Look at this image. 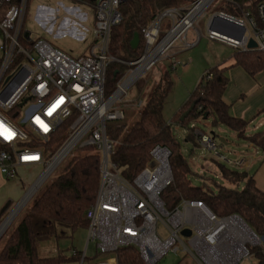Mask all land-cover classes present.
Segmentation results:
<instances>
[{
  "label": "built area",
  "instance_id": "2783aa9c",
  "mask_svg": "<svg viewBox=\"0 0 264 264\" xmlns=\"http://www.w3.org/2000/svg\"><path fill=\"white\" fill-rule=\"evenodd\" d=\"M28 1L0 0V173L7 181L17 179L19 169L38 173L21 200L33 189L30 199L74 148L91 147L99 155L100 183L84 215V250L71 252L78 256V264H119L117 251L128 247L137 250L143 264H157L167 253L179 251L195 264H241L253 257L252 249L262 247L263 240L239 216L218 217L197 200L181 199L172 210L165 209L161 194L173 181L166 147H153L146 166L129 182L111 160L115 142L106 132L107 123L124 118L119 103L132 86L216 0H193L157 13L141 31L143 54L132 62L110 53L111 30L121 21L119 6L124 0H96L93 41L78 58L46 40H31L30 32L24 30ZM72 1L89 5L86 0ZM214 16L234 25L221 24L223 33L210 30ZM165 19L167 32L163 33ZM239 29L244 32L237 40L233 36ZM207 37L243 52L249 51L247 45L253 40L256 48L252 50L264 54V1L257 6V20L246 11L238 17L216 12L207 22ZM112 63L129 69L105 96L106 72ZM63 125L66 132L59 137ZM189 127L198 147L210 152L216 162L241 165L219 151L221 143L216 137L195 124ZM184 230L189 231L188 237L181 235ZM91 244L93 256L88 257Z\"/></svg>",
  "mask_w": 264,
  "mask_h": 264
},
{
  "label": "trees",
  "instance_id": "16d2710c",
  "mask_svg": "<svg viewBox=\"0 0 264 264\" xmlns=\"http://www.w3.org/2000/svg\"><path fill=\"white\" fill-rule=\"evenodd\" d=\"M193 0H124L119 6L121 21L111 30L110 53L124 62L138 59L144 51L141 31L157 13L174 7L185 6ZM264 0H231L220 9L231 16L249 12L257 20V6ZM94 6L96 0H86ZM237 14V15H236ZM139 36L135 49L131 46L134 35ZM234 65L242 67L254 76L264 69V54L256 50L236 51L232 55ZM127 65L112 63L106 72L105 96L116 88V83L128 70ZM171 71L160 74L147 94L148 79L142 77L135 85V100L144 96L139 110V119L123 135L124 127L111 123L106 127L107 136L117 145L111 156L120 175L132 181L146 166L151 149L157 145L170 151L169 164L172 184L161 194L167 211L172 210L181 199L202 201L218 217L239 216L248 227L264 240V193L255 184L252 176L215 162L216 170L226 186L217 185L216 190L193 186L189 177L192 173L180 153L179 143L173 135V126L187 129L186 140L197 147L193 128L197 120H211V126L219 125L233 132L237 139L246 140L264 152V130L246 136L248 123L233 117L229 106L222 99L228 84L226 68L216 65L201 77L194 91L170 121L163 116L165 102L173 87ZM210 76V79L207 78ZM194 104V110L183 120L180 118ZM264 113V109L261 111ZM66 132L60 127L58 136ZM84 154L73 156L61 171L49 181L36 196L32 205L20 218L16 226L2 239L0 264H68L78 256L67 257L61 252L48 257L38 254L41 244L64 237L68 232L87 227L85 211L94 203L100 183L99 155L91 147L81 148ZM239 185L242 187L239 188ZM254 264H264V246L252 249ZM119 264H143L134 247L123 248L116 253Z\"/></svg>",
  "mask_w": 264,
  "mask_h": 264
},
{
  "label": "rangeland",
  "instance_id": "374dc122",
  "mask_svg": "<svg viewBox=\"0 0 264 264\" xmlns=\"http://www.w3.org/2000/svg\"><path fill=\"white\" fill-rule=\"evenodd\" d=\"M231 0H216L211 4L204 14L194 22L193 28L190 29L186 35L178 40L172 48H170L155 64L153 69L144 74V78L148 79V86L145 89V94L148 93L151 86L158 80L160 74L170 70L173 80V87L170 95L168 96L163 110V116L166 121H170L174 114L184 105L189 99L191 93L194 91L201 77L210 68L219 65L224 61L232 59L234 49L221 44L219 42L210 40L207 37V22L208 20L220 11L222 7ZM65 8H78L83 14H87L88 20L92 16V10L88 5L77 4L72 0H29L24 20V30L30 32L31 40L43 39L49 42L54 47L60 49L64 53L70 55L73 58H78L85 54L89 45V34L84 32L81 27L88 28V22H79L74 15L67 14L61 5ZM54 10V11H52ZM242 13L239 12L237 16ZM234 16V15H233ZM64 18L69 20L63 21ZM164 20L162 26L163 33H166ZM77 23L76 29L79 32H84L86 37L84 39L78 38L73 31V23ZM196 43L194 46L187 47L186 44ZM175 64L174 68L172 65ZM224 64V63H223ZM135 85L129 90L125 100L119 105L124 113V118L120 121L109 122L108 124L115 123L124 127L123 135H125L132 125L139 119V104H144V96L135 100ZM195 126L198 130L210 134L213 133L216 138H225L228 142H232L228 148L236 147V137L233 132L228 130L224 126H211V120L203 121L197 120ZM173 135L176 141L179 143V149L181 155L184 157L191 170L190 181L193 186L201 187L203 189L210 188L212 191L216 190L217 185L226 186L225 181L221 178L220 174L216 170V160L213 155L203 150L202 148L194 147L193 144L186 140L184 130L178 126H173ZM117 145L115 142L114 147ZM219 151L231 158L235 159V156L230 155L227 147L219 145ZM79 145L72 150L60 167L44 182L42 187L22 206L10 224L7 226L2 238L7 235L18 223L23 214L34 202L36 196L48 185L66 165V163L73 156H79L84 154ZM235 168V166H229V168ZM20 173V174H19ZM18 176L26 183L22 196L31 187L32 183L38 176V173L29 169H19ZM242 185H239V188ZM21 196V198H22ZM21 198L17 202H13L5 215L1 218L0 224L8 217L10 213L17 207ZM159 230L163 236L165 231L162 226L159 225ZM0 239V244L4 239ZM86 242V229H77L73 233L68 232L64 237L58 239H51L48 242L41 244L38 254L40 257H48L56 254L57 252L63 253L67 257H71L72 250L82 252L84 250ZM264 246V240L262 241ZM94 246L91 244L87 248V256H93ZM113 255H106L105 258L112 257ZM255 258L251 257L241 264H254ZM68 264H78V261L70 262ZM157 264H195L190 256L178 253H167Z\"/></svg>",
  "mask_w": 264,
  "mask_h": 264
},
{
  "label": "crops",
  "instance_id": "0c3cea01",
  "mask_svg": "<svg viewBox=\"0 0 264 264\" xmlns=\"http://www.w3.org/2000/svg\"><path fill=\"white\" fill-rule=\"evenodd\" d=\"M88 6L92 10V16L89 20L87 14L81 13L78 8H65L61 5L67 14L74 15L79 22H88V28H81L84 32L89 34L90 40L88 46H90L93 41L92 29L95 21V12L92 6ZM64 20L69 23L67 18H64L63 21ZM73 25L75 35L80 39H84L86 37L85 33L79 32L75 27L78 24L74 22ZM195 44L196 43H192L191 46ZM219 66L221 68H226V75L228 77V84L222 99L224 103L229 106V113L233 117L248 123L246 136H251L257 132L263 131L264 113L261 111L264 109V69L256 75L251 76L242 67L234 65L233 57L227 62L224 61L220 63ZM220 139L222 142L219 141ZM218 141L222 146L227 147L230 155L233 154L235 156L236 160H233L242 162L240 166L230 168L244 171L249 176H252L256 187L264 193V152L246 140L236 138V147L233 149L228 148L232 142H228L227 139L218 138ZM25 185L26 183L20 176L15 180L7 181L0 173V211L6 204L9 203L10 207L13 202H17L21 198Z\"/></svg>",
  "mask_w": 264,
  "mask_h": 264
},
{
  "label": "water",
  "instance_id": "95a60500",
  "mask_svg": "<svg viewBox=\"0 0 264 264\" xmlns=\"http://www.w3.org/2000/svg\"><path fill=\"white\" fill-rule=\"evenodd\" d=\"M95 1V0H93ZM227 24V25H234V23L228 21V20H225V19H222L220 18L219 16H214L212 21H211V24H210V30H215L219 33H223V31L221 30V24ZM243 32L244 30L243 29H239L238 32L236 33V35L233 36V38L237 39V40H240L242 35H243ZM138 42H139V36L137 34L134 35V38L133 40L131 41V46L133 49H135L138 45ZM247 48L249 50H252V49H255L256 48V44L253 40H250L248 45H247ZM194 107L195 105L192 104L189 109L184 112L180 118V121H183L193 110H194ZM211 135L213 136V138H215V136L213 135V133H211ZM220 142H222V140L220 139L219 140ZM8 207H9V203L5 205V207H3V209H1L0 211V218L7 212L8 210ZM11 215V213L8 215V217L0 224V230L1 228L3 227L4 223L7 221V219L9 218V216ZM7 227L4 228L2 231H0V239L1 237L3 236L4 232L6 231ZM181 235L185 236V237H188L190 235L189 231L188 230H184L182 231Z\"/></svg>",
  "mask_w": 264,
  "mask_h": 264
},
{
  "label": "bare ground",
  "instance_id": "6f19581e",
  "mask_svg": "<svg viewBox=\"0 0 264 264\" xmlns=\"http://www.w3.org/2000/svg\"><path fill=\"white\" fill-rule=\"evenodd\" d=\"M171 38H167V42H169V40H170ZM163 48H164V46L159 50V52H162V50H163ZM33 190V189H32ZM32 190L29 192V194H27V196H25L22 200H21V202L17 205V207L13 210V212L11 213V215L9 216V218L7 219V221L4 223V225H3V227L1 228V230L0 231H2L4 228H6L9 224H10V222L13 220V218L16 216V214L18 213V211H19V209L22 207V206H24L25 204H26V202L29 200L28 198H29V196L31 195V192H32Z\"/></svg>",
  "mask_w": 264,
  "mask_h": 264
}]
</instances>
